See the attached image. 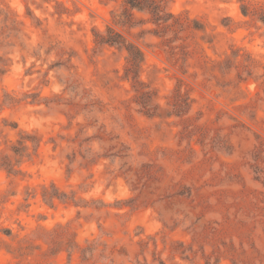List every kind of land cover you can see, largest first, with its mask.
<instances>
[{
    "label": "rangeland",
    "instance_id": "rangeland-1",
    "mask_svg": "<svg viewBox=\"0 0 264 264\" xmlns=\"http://www.w3.org/2000/svg\"><path fill=\"white\" fill-rule=\"evenodd\" d=\"M242 2L264 5L166 0L175 36L127 0H0V264H264V24ZM109 30L143 54L150 115Z\"/></svg>",
    "mask_w": 264,
    "mask_h": 264
},
{
    "label": "trees",
    "instance_id": "trees-1",
    "mask_svg": "<svg viewBox=\"0 0 264 264\" xmlns=\"http://www.w3.org/2000/svg\"><path fill=\"white\" fill-rule=\"evenodd\" d=\"M166 3V0H127L128 7L130 9H135L138 11H144L148 13L150 16V23L158 27V30L161 32H167L169 30L174 31L175 36H178L184 28H187L188 22H180L178 21V17H174L170 13L164 12L163 4ZM241 13L246 16L252 14L256 19L264 24V5H246L242 2L240 6ZM132 19V15L128 14V22ZM192 22V21H191ZM193 28H197L193 26ZM99 44H107V45H119L122 46L127 54V66L125 68V75L129 79L132 80L134 86H138L140 90V94L138 96V104L142 111L145 114H149L150 112H154L155 107L151 104V94L149 91H142L144 88L141 86L142 84L139 81V69L143 60V54L141 50L134 44L126 42L121 38V36L117 35L113 31L109 30L106 36H97ZM182 55L185 56L186 52H182ZM181 102H175L174 107L176 109H180L184 107L186 103L184 102V98L178 97ZM183 104V105H181ZM177 112V110H176ZM150 115V114H149ZM15 154H18L17 150H13ZM4 158V165L6 167L10 164L8 163V159ZM8 169L9 166H8ZM255 176L254 179L256 181L264 180V171L261 169L255 168Z\"/></svg>",
    "mask_w": 264,
    "mask_h": 264
}]
</instances>
